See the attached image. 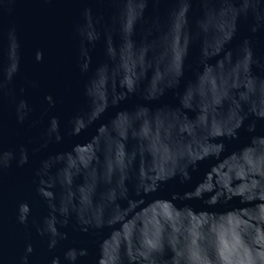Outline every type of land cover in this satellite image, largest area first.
<instances>
[{
	"label": "water",
	"instance_id": "1",
	"mask_svg": "<svg viewBox=\"0 0 264 264\" xmlns=\"http://www.w3.org/2000/svg\"><path fill=\"white\" fill-rule=\"evenodd\" d=\"M0 264H264V0H0Z\"/></svg>",
	"mask_w": 264,
	"mask_h": 264
}]
</instances>
